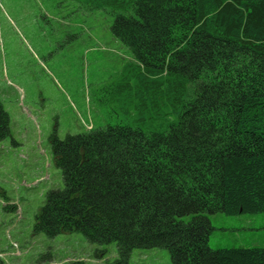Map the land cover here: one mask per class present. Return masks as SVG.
Listing matches in <instances>:
<instances>
[{
	"label": "trees",
	"instance_id": "16d2710c",
	"mask_svg": "<svg viewBox=\"0 0 264 264\" xmlns=\"http://www.w3.org/2000/svg\"><path fill=\"white\" fill-rule=\"evenodd\" d=\"M140 70L133 124L52 139L63 187L35 231L164 248L172 264H264V248L213 250L206 214H264V0H95ZM106 116H104V120ZM10 117L0 102V141ZM190 216L189 220H184Z\"/></svg>",
	"mask_w": 264,
	"mask_h": 264
},
{
	"label": "rangeland",
	"instance_id": "374dc122",
	"mask_svg": "<svg viewBox=\"0 0 264 264\" xmlns=\"http://www.w3.org/2000/svg\"><path fill=\"white\" fill-rule=\"evenodd\" d=\"M95 0H0V102L10 134L0 141V264H112L117 243L80 232L35 231L47 193L63 187L52 139L106 122L133 124L140 72L114 36L115 16ZM104 116L106 119L104 120ZM9 208V209H7ZM210 248H264V214H206ZM187 216L184 220H189ZM129 264H172L164 248L138 249Z\"/></svg>",
	"mask_w": 264,
	"mask_h": 264
}]
</instances>
